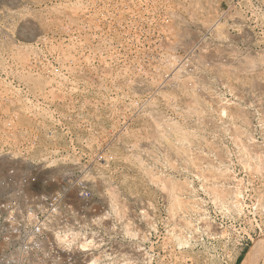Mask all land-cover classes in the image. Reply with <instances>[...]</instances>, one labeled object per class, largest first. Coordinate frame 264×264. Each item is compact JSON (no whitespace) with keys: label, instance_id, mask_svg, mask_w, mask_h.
Returning a JSON list of instances; mask_svg holds the SVG:
<instances>
[{"label":"rangeland","instance_id":"1","mask_svg":"<svg viewBox=\"0 0 264 264\" xmlns=\"http://www.w3.org/2000/svg\"><path fill=\"white\" fill-rule=\"evenodd\" d=\"M174 57L190 68L168 71ZM27 98L56 105L74 142L110 147L99 171L120 224L127 206L157 226L145 264L261 257L264 0H0L1 139L67 144Z\"/></svg>","mask_w":264,"mask_h":264},{"label":"built area","instance_id":"2","mask_svg":"<svg viewBox=\"0 0 264 264\" xmlns=\"http://www.w3.org/2000/svg\"><path fill=\"white\" fill-rule=\"evenodd\" d=\"M165 64L168 71L190 68L176 57ZM25 104L33 119L57 122L42 126V135L60 129L68 143L43 147L33 140L17 149L1 139L10 132L0 131V264H145L143 239L155 237L157 226L153 219L144 226L127 206L120 224L109 198L111 181L99 171L109 165L110 147L74 142L65 117L48 100L27 98ZM132 119L123 120L124 130Z\"/></svg>","mask_w":264,"mask_h":264},{"label":"bare ground","instance_id":"3","mask_svg":"<svg viewBox=\"0 0 264 264\" xmlns=\"http://www.w3.org/2000/svg\"><path fill=\"white\" fill-rule=\"evenodd\" d=\"M257 249L261 251V253H259V255H261V257L257 261H253V262H254V264H264V245H262V243L257 244L252 251L255 252V251H257Z\"/></svg>","mask_w":264,"mask_h":264},{"label":"crops","instance_id":"4","mask_svg":"<svg viewBox=\"0 0 264 264\" xmlns=\"http://www.w3.org/2000/svg\"><path fill=\"white\" fill-rule=\"evenodd\" d=\"M239 257H240V256H239ZM239 257H238V258H239ZM238 258L235 259V261H234L232 264H239V262H237ZM240 259H241V257H240Z\"/></svg>","mask_w":264,"mask_h":264},{"label":"trees","instance_id":"5","mask_svg":"<svg viewBox=\"0 0 264 264\" xmlns=\"http://www.w3.org/2000/svg\"><path fill=\"white\" fill-rule=\"evenodd\" d=\"M237 262H240V257L238 258Z\"/></svg>","mask_w":264,"mask_h":264}]
</instances>
